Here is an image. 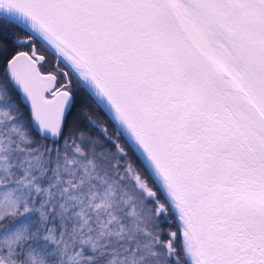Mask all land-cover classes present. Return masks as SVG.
<instances>
[{"label":"snow or ice","instance_id":"1","mask_svg":"<svg viewBox=\"0 0 264 264\" xmlns=\"http://www.w3.org/2000/svg\"><path fill=\"white\" fill-rule=\"evenodd\" d=\"M0 264H264V0H0Z\"/></svg>","mask_w":264,"mask_h":264}]
</instances>
